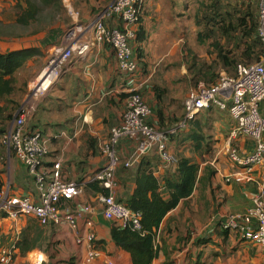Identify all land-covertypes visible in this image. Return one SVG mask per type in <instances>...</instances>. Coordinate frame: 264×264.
<instances>
[{
  "label": "crops",
  "instance_id": "crops-1",
  "mask_svg": "<svg viewBox=\"0 0 264 264\" xmlns=\"http://www.w3.org/2000/svg\"><path fill=\"white\" fill-rule=\"evenodd\" d=\"M187 2L146 0L139 22L145 38L133 42L139 62L135 72H122L118 68L115 50L111 46H97L85 56L75 53L61 77L36 101L34 113L27 119V128L39 129L49 139L50 153L45 165L50 167L60 160L64 180L84 181L86 187L83 194L64 199L61 203L63 210L79 212L76 226L43 225L31 215L12 218L0 211V247H13L11 264H84L92 249L99 255L90 264H132L131 255L112 239L111 227L118 223L108 220L103 214L99 197L104 193L91 187L92 183H96L91 181L92 176L105 163L101 145L108 138L111 128L122 121L129 88L139 87L150 104V122L160 129H168L184 118L185 98L193 87L192 83L197 81L196 77H202L201 70L208 76L212 73L213 76L234 75L236 68L226 62L229 59L233 61L235 57L243 59L245 44L240 41L239 32L236 37L233 30H221L217 21L213 22V49L210 48V41H205L203 45H207L208 50L201 55L178 50L177 43L186 38L184 23L180 25L179 20H187L184 15ZM248 3H253L257 12V0H243V7ZM3 15H0V25L10 23ZM82 17L74 24L87 23L94 15ZM150 17H155L156 22L149 26ZM108 24L118 26L120 21L114 17ZM197 27L200 28L197 24L196 27L190 26V32L194 33ZM64 30L55 27L44 35L25 40L0 32L1 53L29 46H39L42 51L16 73L17 76L25 67L27 86L24 91H19L22 92L19 97L16 86L8 96L19 103L15 115L27 106L26 97L36 77L47 66L54 47L66 44ZM150 40V45L160 43L164 48L160 55L162 58L178 60L174 62L176 71H172V75L162 76L148 63L153 58L149 54L151 49H146ZM38 60L42 63L35 66L34 61ZM207 63L213 64V67H202ZM8 98H2L1 105L5 106ZM197 117L203 126L202 143L208 145V150H196L198 143L190 138L195 129L193 120L188 121L186 128L171 139L168 150L175 157L189 158L192 163L198 164L200 179L192 195L181 199L161 224L155 241L159 254L152 264H264V250L259 244L242 240L235 231L223 227L230 214L246 212L260 187H264V163L245 170L234 165L227 152L229 145L250 152L255 142L240 134L230 139V133L237 124L228 109L213 105V110L203 109ZM14 118L4 132L0 130V187L7 188L14 195H26L36 200L38 194L26 165L2 141ZM2 123L0 120V129L6 126ZM136 145V140L123 138L118 147L121 158H127ZM207 167L212 171L214 169V174L210 175ZM177 169V162L164 160L157 149L149 151L131 167L120 164L115 197L126 204L142 170L152 172L164 192L166 178L175 174ZM234 171L251 178L227 181L225 176ZM86 206H90L91 211H85ZM89 221L92 224H88ZM90 232L95 234L92 242L87 238Z\"/></svg>",
  "mask_w": 264,
  "mask_h": 264
},
{
  "label": "built area",
  "instance_id": "built-area-1",
  "mask_svg": "<svg viewBox=\"0 0 264 264\" xmlns=\"http://www.w3.org/2000/svg\"><path fill=\"white\" fill-rule=\"evenodd\" d=\"M146 0H114L108 7L97 12L87 23H77L65 31L66 44L54 47L47 66L36 77L29 92L27 106L15 115L13 124L3 134L2 141L26 165L34 181L38 199L26 195H14L7 188L0 187V211L12 218L31 215L43 224H69L76 226L78 211L63 210L64 199H73L85 191L86 183L80 180H64L61 161L45 165L50 153L49 139L39 129H28L27 119L34 113L36 101L45 95L61 77L67 62L74 54L85 56L90 49L109 45L115 50L117 65L122 72H135L139 62L134 53L133 42L137 38L141 13ZM116 17L120 25L111 26L108 21ZM256 35L264 48V0H257ZM264 102V54L261 60L253 63H239L234 75L223 74L216 83L199 80L191 87L185 101V115L175 126L159 129L150 123L152 108L144 99L139 87L129 88L122 121L111 128L108 138L101 145L105 163L92 176L91 181H99L107 194H101L103 214L108 220L122 227L144 234L141 222L142 213L133 210L118 201L115 190L118 186L117 168L120 164L131 167L154 149L161 158L169 162L177 159L168 150L172 137L183 131L188 121L193 120L203 109L212 105L228 109L235 120L236 127L230 133V139L239 134L255 142L254 149L243 152L235 145L227 148L228 156L236 166L251 170L255 165L264 163V114L261 104ZM123 138L136 140V148L122 159L119 143ZM249 179L240 171L225 176L227 181ZM85 211H91L90 206ZM88 224H92L91 221ZM235 231L242 240L259 244L264 250V187H260L253 199L252 206L244 213L230 214L223 226ZM89 241L95 239L90 232ZM13 247H0V264H11ZM99 255L92 249L84 264Z\"/></svg>",
  "mask_w": 264,
  "mask_h": 264
},
{
  "label": "trees",
  "instance_id": "trees-1",
  "mask_svg": "<svg viewBox=\"0 0 264 264\" xmlns=\"http://www.w3.org/2000/svg\"><path fill=\"white\" fill-rule=\"evenodd\" d=\"M25 2L27 6L22 9L20 8L16 19L17 23L23 26L30 25L35 21L39 13L38 7L31 0H25ZM242 3L243 0H200L194 18L197 25L204 28L203 31L198 33L197 40H199V43L210 41V48L212 47V49L213 22L217 21V27L221 30H233L235 36L239 32L240 41L245 44L242 52L243 59L235 57L233 61L229 59L226 62L227 65L235 68L239 63L249 64L257 62L262 59L264 54L263 44L256 35L257 12L254 8L255 5L248 3L246 7H243ZM144 36V29L140 27L137 31L136 40L139 42L143 41ZM41 53L42 51L39 46L24 47L11 50L7 53L0 52V120L4 122L2 124L6 123V126L0 129L2 132L8 127L9 121L14 118L15 110L19 105L15 100L8 98L15 90L16 73L28 60ZM204 66L213 67V64L207 63L203 64L202 67ZM200 72L201 78L204 77L203 79L207 83L214 84L219 79V76H213V73L211 76H208L204 74L203 70ZM5 96L8 99L6 105L3 106L1 105V99ZM263 105L264 102L261 104V112L264 114ZM206 109L213 110V105ZM197 116L192 121L195 129L190 138L198 143L195 147L196 150L199 148L208 150V145L202 143L204 138L203 126L201 125L200 118ZM174 138L172 137L171 139ZM176 159L178 165L177 172L166 178L164 192L161 191L159 180L152 172L147 173L145 170H142L136 178L137 186L126 205L142 213L141 222L145 233L141 234L138 231L122 227L116 223L111 227L114 243L131 255L132 264H152L153 260L157 258L159 247L156 246L155 241L161 224L164 222L167 214L179 204L181 199L192 195L196 183L200 179L198 177V164L192 163L189 158L185 157H176ZM207 171H209L210 175L215 172L210 167H207ZM91 187L107 194V189L99 181L92 183Z\"/></svg>",
  "mask_w": 264,
  "mask_h": 264
},
{
  "label": "rangeland",
  "instance_id": "rangeland-1",
  "mask_svg": "<svg viewBox=\"0 0 264 264\" xmlns=\"http://www.w3.org/2000/svg\"><path fill=\"white\" fill-rule=\"evenodd\" d=\"M199 1L200 0H188L187 5L185 6L186 12L184 14L187 20L185 22H183V19L179 20L180 25L184 23L186 32L185 40L177 43L178 50L181 49L183 53L188 52L190 54L196 53L198 55H201L205 50H208L207 45H203V43H199V40H197L198 33L200 31H203L204 28L197 27V29H194V33L190 32V26L196 27L197 24L196 19L194 18ZM1 2L0 15L4 13V18L10 20V23L0 25V32H8L9 34H11V36H18L19 39L25 40V38L27 37L44 35L53 30L55 27L68 29L76 21H78V19L80 20L81 18H83L82 15H95L100 10L108 7L107 5H109L112 0H31V2L38 7L39 13L35 21L26 26L20 25L16 20L20 8L22 9L27 6L25 0H1ZM146 15L148 16L149 13ZM151 17L149 19H151ZM151 20L149 26L154 25V23L156 22V18L154 17ZM160 40H162V35H160ZM151 42L152 40L146 43V49H151V51H149V54L153 57L148 63L152 64L151 67H153L155 72L161 73L162 76L172 75V71H176V68H174L176 67L174 65V62L178 60L174 58L173 60L168 59L167 57L162 58L160 55L162 50L164 51V48L160 43L159 45H150ZM156 54H158L160 57H155ZM41 60L46 61V58H42ZM41 60L34 61V65L39 66L42 63ZM24 69L25 67L16 76L17 79L15 80V86L18 89V93L20 90H25L27 72H24ZM196 78L197 81H194V83H192V86H196L199 80H204L200 79L201 77ZM21 93L22 92H20L17 97H19ZM28 99L29 93L26 97V101H28Z\"/></svg>",
  "mask_w": 264,
  "mask_h": 264
}]
</instances>
